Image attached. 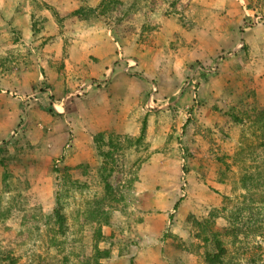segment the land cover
<instances>
[{
    "label": "rangeland",
    "instance_id": "374dc122",
    "mask_svg": "<svg viewBox=\"0 0 264 264\" xmlns=\"http://www.w3.org/2000/svg\"><path fill=\"white\" fill-rule=\"evenodd\" d=\"M0 96V264H264V0H0Z\"/></svg>",
    "mask_w": 264,
    "mask_h": 264
},
{
    "label": "crops",
    "instance_id": "0c3cea01",
    "mask_svg": "<svg viewBox=\"0 0 264 264\" xmlns=\"http://www.w3.org/2000/svg\"><path fill=\"white\" fill-rule=\"evenodd\" d=\"M4 100L5 99L2 96H0V115H3V114H7V116L8 115H10V116L13 115V117H12L13 123L12 124H14V119H15V123H16V121H17V124L20 123V120L19 119L22 117V114H21V117H19L18 115L22 111L21 110V107H28V106H26V104L23 102V100H22V102H23L22 104H21V102L19 100V102H17V104H16V109H15V108H13V106L15 107V104L12 102V100H10L12 106H8L7 108H5V104H8V105H10V104L7 101H4ZM38 107H39V109L37 107L36 108L39 110V112H40L39 114L42 116V118H43L42 120L44 121V119L48 118L47 117V114L49 112L46 111V109L44 108V105L41 102H39ZM52 107H55V106L52 105ZM18 111H19V114H18ZM56 111H57L56 114L58 112H60L57 109H56ZM35 112H37V111H35ZM58 114H60V113H58Z\"/></svg>",
    "mask_w": 264,
    "mask_h": 264
},
{
    "label": "trees",
    "instance_id": "16d2710c",
    "mask_svg": "<svg viewBox=\"0 0 264 264\" xmlns=\"http://www.w3.org/2000/svg\"><path fill=\"white\" fill-rule=\"evenodd\" d=\"M45 109H46V111H48L50 114H54V113H55V110H54V108H53L52 106H49V107H47V108H45ZM214 241H215V246H216V248L219 249L220 251H222V247L220 246L219 240L217 241V240L215 239ZM207 256H208V254H207ZM211 257H212V256H211ZM218 258H219V257H218ZM218 258H217V256H213L212 259H214V260H211L212 263L220 262L221 260H220V258H219V261H218ZM215 261H216V262H215Z\"/></svg>",
    "mask_w": 264,
    "mask_h": 264
}]
</instances>
